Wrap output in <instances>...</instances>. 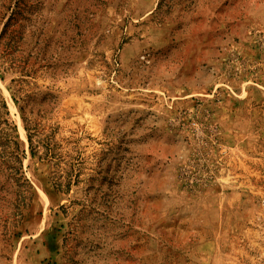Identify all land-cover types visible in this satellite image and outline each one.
Returning a JSON list of instances; mask_svg holds the SVG:
<instances>
[{"label":"rangeland","instance_id":"rangeland-1","mask_svg":"<svg viewBox=\"0 0 264 264\" xmlns=\"http://www.w3.org/2000/svg\"><path fill=\"white\" fill-rule=\"evenodd\" d=\"M18 1L0 264H264V0Z\"/></svg>","mask_w":264,"mask_h":264},{"label":"trees","instance_id":"trees-1","mask_svg":"<svg viewBox=\"0 0 264 264\" xmlns=\"http://www.w3.org/2000/svg\"><path fill=\"white\" fill-rule=\"evenodd\" d=\"M18 3H19V1L18 0H15L14 3H13V5L10 6L9 8H7V10H9V13L6 16V21L3 23V27H2V30L0 32V39L5 34V31L7 29L8 24L19 13L18 12V10H19ZM12 38H13V36H12ZM7 46H11V44H10L9 41H7V42L4 43V47H3L4 50L3 51H6ZM2 108L4 110L6 109V106H5L4 102H2ZM21 109H22V107H21ZM4 113L7 114V111L5 110ZM3 121H4V123H6V120H3ZM23 123H24V130L26 132V137H27V142H28V148L30 150L31 156H34V155H36V151H37L36 150V146L33 144V136H35V134H36L35 131L36 130H35V128H32L30 121L27 120L26 118H23ZM12 136L14 137V140H15L16 139V136L14 135V133H13Z\"/></svg>","mask_w":264,"mask_h":264}]
</instances>
